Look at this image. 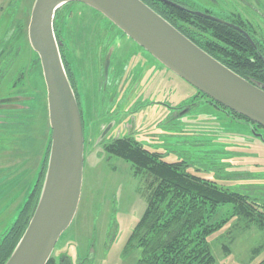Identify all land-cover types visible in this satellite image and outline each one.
<instances>
[{
  "label": "rangeland",
  "instance_id": "374dc122",
  "mask_svg": "<svg viewBox=\"0 0 264 264\" xmlns=\"http://www.w3.org/2000/svg\"><path fill=\"white\" fill-rule=\"evenodd\" d=\"M180 1L216 14L241 10L239 0ZM251 5L264 13V0ZM58 14L73 39L69 41L77 43L75 48L62 47L90 137L84 143L77 212L52 253L57 264L62 257L69 264H138L140 250L129 248L128 239L146 207L148 192L129 164L102 149L112 139L127 137L129 124L130 135L149 151L163 154L166 162H185L188 173L264 204V142L251 134L247 123L198 95L128 37L103 38L100 31L109 26L107 20L91 8L69 3ZM99 40L111 44L106 72L101 71L106 49L99 48ZM16 56L11 74L0 78V106H10L0 108V235L17 219L42 159L39 152L48 142L46 94L36 54L28 43H19ZM102 127L108 130L100 140ZM257 133L264 137V132ZM22 164L26 185L16 186L19 175L14 168ZM18 188L27 190L14 199L12 191ZM232 214L231 206L219 207L209 223ZM208 244L215 264H258L264 259V232L244 219L229 218Z\"/></svg>",
  "mask_w": 264,
  "mask_h": 264
},
{
  "label": "water",
  "instance_id": "95a60500",
  "mask_svg": "<svg viewBox=\"0 0 264 264\" xmlns=\"http://www.w3.org/2000/svg\"><path fill=\"white\" fill-rule=\"evenodd\" d=\"M156 1L232 27L170 0ZM69 3L91 8L197 92L264 129V91L210 57L142 1L34 0L28 37L38 57L45 87L50 148L36 207L5 264H46L79 205L84 163L83 127L53 29L55 12ZM253 135L261 139V135Z\"/></svg>",
  "mask_w": 264,
  "mask_h": 264
},
{
  "label": "trees",
  "instance_id": "16d2710c",
  "mask_svg": "<svg viewBox=\"0 0 264 264\" xmlns=\"http://www.w3.org/2000/svg\"><path fill=\"white\" fill-rule=\"evenodd\" d=\"M140 1L206 54L203 45L204 36L209 32L218 34L223 28L220 24L195 17L186 10H180L156 0ZM170 1L185 9H193L177 2L180 0ZM106 22L118 31L111 23ZM54 35L58 41L59 35L55 29ZM212 43L217 47V41ZM59 53L73 89L72 74L63 47H59ZM36 58L40 68L38 57ZM197 94L208 99L216 108L224 110L231 118L252 124L254 132H264L261 127L213 103L205 95L199 92ZM46 130L48 142L44 145L33 186L17 219L4 234L0 235V264H5L16 248L39 199L50 148L48 126ZM102 149L108 156L129 164L132 175L139 177L145 183L148 192L146 207L128 239L129 248L140 250L138 264H215L216 260L209 247L208 239L222 230L228 224L229 218L244 219L248 224L255 225L264 232V204L247 194L223 189L213 181L188 173L185 162H166L163 154L149 151L133 137L112 139ZM224 206L232 207V216L221 222L210 224L217 209ZM259 249L261 248H256L253 252ZM221 250L223 253L227 252L223 246ZM46 264H57V258L52 255ZM258 264H264V259Z\"/></svg>",
  "mask_w": 264,
  "mask_h": 264
},
{
  "label": "flooded vegetation",
  "instance_id": "af4514ba",
  "mask_svg": "<svg viewBox=\"0 0 264 264\" xmlns=\"http://www.w3.org/2000/svg\"><path fill=\"white\" fill-rule=\"evenodd\" d=\"M177 2L183 4V6L185 7L193 8L189 11H196L205 14L233 27L232 28L227 25L220 24L223 28L218 34H213L211 32L207 33L204 36L205 43L203 44L206 52L210 57L218 61L231 72L241 77L245 81L251 83L256 88L264 91V13L255 10L251 5L255 3L257 4L258 0H249V2H247V0H239L237 1V4H240L239 7L241 10H224L219 11L217 14L207 9H196L195 7H192V5L188 3L186 4L185 2ZM33 4L34 0H0V66L3 65L4 67V70L0 71V78H4L7 75L11 74L12 66L16 64L17 60V45L19 43L21 45L25 43H28L30 45L28 37V27ZM174 4L177 5V3ZM61 8L55 12L53 19V28L59 35V40L57 41L58 47L65 46L66 48H75L77 43H75L74 41H69V39L72 38L67 35L68 28L66 27L65 22L60 23L59 21L60 19L58 12L61 10ZM68 17L67 19H69ZM227 29H229L231 32H229ZM115 31L116 30L111 26H104L100 31V35L103 36V38L106 35L108 37L115 34L120 35L121 37H126L119 30V32ZM213 41L218 42L217 47L212 43ZM96 44H98L101 50L106 49L104 52L103 61L101 63V71L103 72L105 71V59L112 53L111 44L110 41L100 40L99 42H96ZM100 45H103L104 47L102 48V46ZM154 61L157 62L156 60ZM73 89L75 97L77 96L76 100L81 115L83 137L85 143L88 140V137H90V134H87L89 126H87L85 113L83 111V106L78 92L76 91V88ZM7 107L10 106H0V108L2 109H5ZM247 124L251 129L252 135L254 133L256 135H261L260 133H256L253 131L252 124ZM107 130L108 129H106V127H102V129L100 130V134L103 135H101L100 140L105 137ZM126 130L129 135L132 134L133 127L131 126V124L126 127ZM129 135L127 137H132L131 135ZM253 136L255 137V135ZM260 140L264 142L262 135ZM60 262V264H69L68 259L64 257H62Z\"/></svg>",
  "mask_w": 264,
  "mask_h": 264
},
{
  "label": "crops",
  "instance_id": "0c3cea01",
  "mask_svg": "<svg viewBox=\"0 0 264 264\" xmlns=\"http://www.w3.org/2000/svg\"><path fill=\"white\" fill-rule=\"evenodd\" d=\"M47 116V115H46ZM48 124V123H47ZM48 126V125H47ZM32 155H34V154H32ZM39 156H42V151L41 152H39ZM38 158V157H37ZM28 163L27 162H25V165H27ZM25 165L23 166V164H22V167H16V168H14V172H18L17 173V175H19V179L17 180V183H16V186H22V185H26V175L27 174H25V171H27V169H26V167H25ZM39 165L40 164H38L37 166H36V171H33V173H32V177H31V181H30V183H28V187L27 188H32V186H33V184L32 183H34V181H35V178H36V176H37V172H38V169H39ZM35 169V168H34ZM14 173H12V175H13ZM31 184H32V186H31ZM31 186V187H30ZM14 188V187H13ZM27 188H25L24 190L23 189H21V191H19V188H18V190L16 191H12V196L14 197V199H16V198H18V196L22 193V191H26L27 190ZM31 190V189H30ZM15 193V194H14Z\"/></svg>",
  "mask_w": 264,
  "mask_h": 264
}]
</instances>
